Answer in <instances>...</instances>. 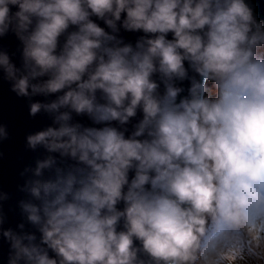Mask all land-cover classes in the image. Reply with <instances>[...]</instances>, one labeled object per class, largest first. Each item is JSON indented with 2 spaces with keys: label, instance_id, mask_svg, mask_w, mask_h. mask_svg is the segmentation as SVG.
Returning a JSON list of instances; mask_svg holds the SVG:
<instances>
[{
  "label": "clouds",
  "instance_id": "obj_1",
  "mask_svg": "<svg viewBox=\"0 0 264 264\" xmlns=\"http://www.w3.org/2000/svg\"><path fill=\"white\" fill-rule=\"evenodd\" d=\"M122 13L123 29L151 38L122 44L114 35ZM10 29L23 43V70L0 52L12 91L63 93L30 105V115L43 110L58 127L29 135L27 145L83 167H56L45 180L56 158L36 162L26 189L39 203L21 208L40 242L5 230L9 264H227L264 255V22L245 0H0V36ZM185 61L202 82L177 103L173 81L187 76ZM138 109L143 119L128 138L71 123L74 112L124 125Z\"/></svg>",
  "mask_w": 264,
  "mask_h": 264
},
{
  "label": "water",
  "instance_id": "obj_2",
  "mask_svg": "<svg viewBox=\"0 0 264 264\" xmlns=\"http://www.w3.org/2000/svg\"><path fill=\"white\" fill-rule=\"evenodd\" d=\"M245 3L252 9L254 18L258 22H264V0H245ZM11 12L18 10L17 6H10ZM126 14L122 13L121 21L118 22L119 31L114 33L117 39L122 41V44H131L136 46L137 41L141 38H151L153 34H145L143 31H127L123 29L122 21ZM91 19L100 27L104 28L106 32L112 34V30L107 27L103 20L92 16ZM76 30V26H70L67 32ZM67 33L63 34L58 41L57 52L62 48ZM167 39H173V34L169 32ZM0 52H5L10 58V62L18 69L23 70V43L11 29L4 36H0ZM187 70V76L183 80H174V86L179 87L182 91L177 96L176 102L179 103L183 98H190V89L193 83L202 82V77L196 73L187 61L184 62ZM48 77H41L40 80H46ZM152 79L158 84L157 92L163 96L165 93V83L160 79L159 74H154ZM34 83L37 81H33ZM208 82V81H207ZM205 83V87L207 85ZM55 93L45 95H33L30 97L18 96L12 91V82L6 79L5 73L0 69V126L5 127L7 132L6 138H0V264H9V257L11 253L10 242L3 236L5 230L11 229L17 234H34L36 236V243L40 242L41 233L37 227L32 225L26 218L22 208L21 202L31 201L39 203L33 199L26 189V184L29 180L34 179L33 169L36 167L38 160H44L49 155L56 158V165L52 169H46L43 172L42 179H54L55 168H61L65 171L83 167L77 161L70 157H61L59 153H49L43 146H38L35 150L27 145V137L39 131H43L48 127H58L53 122V116L43 110L38 112L35 116L30 115V105L32 103H50L57 99L59 95ZM97 100L99 103H105L102 99V94L97 91ZM63 111V109H62ZM143 119L142 110L138 109L137 114L131 117L129 121L121 125L117 121L111 122H95L87 114L77 115L72 113L71 123L79 124L82 128H103L111 126L123 132L125 138H128L136 130V126ZM147 134L138 139H146ZM135 175V170H130L128 174L129 182ZM150 188V185H146ZM127 186H125V191ZM124 203L121 201L117 204L119 210H123ZM23 224L21 229L19 225ZM118 231L123 229V221L118 224ZM136 246H139V241H134ZM50 257H54V253L49 250ZM145 258L146 257H142Z\"/></svg>",
  "mask_w": 264,
  "mask_h": 264
},
{
  "label": "rangeland",
  "instance_id": "obj_3",
  "mask_svg": "<svg viewBox=\"0 0 264 264\" xmlns=\"http://www.w3.org/2000/svg\"><path fill=\"white\" fill-rule=\"evenodd\" d=\"M257 54L260 56H264V48L258 49ZM206 88H213V82L208 81ZM204 94L208 95L207 92H205ZM213 98H214V96H213ZM259 235L261 236V238L264 237V233H259ZM244 243H245V252H247L248 248L251 249L253 247V245H250V242L247 241L246 238L244 240ZM227 264H264V257L261 256L260 258H254L253 257V258H249V259H239V260L229 259Z\"/></svg>",
  "mask_w": 264,
  "mask_h": 264
},
{
  "label": "snow or ice",
  "instance_id": "obj_4",
  "mask_svg": "<svg viewBox=\"0 0 264 264\" xmlns=\"http://www.w3.org/2000/svg\"><path fill=\"white\" fill-rule=\"evenodd\" d=\"M261 233H264V224L261 225Z\"/></svg>",
  "mask_w": 264,
  "mask_h": 264
},
{
  "label": "bare ground",
  "instance_id": "obj_5",
  "mask_svg": "<svg viewBox=\"0 0 264 264\" xmlns=\"http://www.w3.org/2000/svg\"><path fill=\"white\" fill-rule=\"evenodd\" d=\"M262 239H264V237ZM250 245H252V244L250 243ZM262 256L264 257V255H262Z\"/></svg>",
  "mask_w": 264,
  "mask_h": 264
}]
</instances>
